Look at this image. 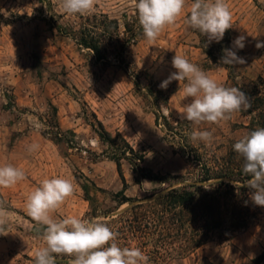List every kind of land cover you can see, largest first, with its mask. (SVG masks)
I'll use <instances>...</instances> for the list:
<instances>
[{
    "label": "rangeland",
    "instance_id": "rangeland-1",
    "mask_svg": "<svg viewBox=\"0 0 264 264\" xmlns=\"http://www.w3.org/2000/svg\"><path fill=\"white\" fill-rule=\"evenodd\" d=\"M191 2L188 0L189 5ZM226 3L233 27L221 41L209 43L206 36L191 29L185 23L186 7L155 45L145 37L127 45L121 63L114 56L116 42L109 37L102 41L107 59L98 61L93 51L63 32L74 34L88 18L94 21L97 15L99 21L106 17L117 20L121 39H127L128 24L135 30L140 28L132 0H97L94 11L86 15L63 13L60 0H0V165L11 164L25 172L24 180L11 188H0V200L6 202L10 214L9 233L0 235V264H33L35 250L43 246L25 203L27 195L45 178L62 176L75 186L74 194L53 213L54 218L77 215L89 219L92 203L84 190L86 178L100 188L92 185V195L103 210L118 207L114 195L125 184L111 158L114 147L101 136L105 132L117 146L128 145L137 157L144 155L142 167L168 176L187 174L200 163L195 158L213 163L251 131L261 109L249 107L218 124L196 126L180 120L177 113L191 100L182 99L180 82L173 80L166 89L159 86L176 71L171 61L178 53L225 87L240 88L255 103L260 98L264 101V47H256L257 42H264V0ZM103 30L101 24L96 29L99 34ZM239 35L246 37L245 47L234 50L245 62L222 65L223 49L232 48ZM53 105L65 132L63 143L49 134ZM199 130L210 131L211 140L193 142L190 134ZM32 143L39 148L30 153L27 149ZM122 170L130 198L150 197L169 186V182L141 178L125 158ZM261 208L258 219L248 228L216 231L193 252L183 251L180 242L168 237L164 240L155 230L145 243L132 239L126 247L142 249L150 258L149 264H257L255 260L264 253Z\"/></svg>",
    "mask_w": 264,
    "mask_h": 264
},
{
    "label": "clouds",
    "instance_id": "clouds-1",
    "mask_svg": "<svg viewBox=\"0 0 264 264\" xmlns=\"http://www.w3.org/2000/svg\"><path fill=\"white\" fill-rule=\"evenodd\" d=\"M96 3L97 0H60V8L68 15H86L94 11ZM132 5L143 35L151 45H155L167 26L177 22L186 7L185 23L206 36L209 43L221 41L226 30L233 27L226 0H192L190 5L188 0H132ZM245 40L244 35L237 36L232 48L223 49L220 63L243 64L244 58L234 49H243ZM256 47H264V42H257ZM171 63L176 71L159 86L166 89L171 81H179L182 99L191 98L177 109L180 120L196 126L218 124L230 119L233 113L250 107L249 97L240 88L218 83L185 56L176 53ZM211 138L212 133L207 130L190 134L193 142H208ZM38 148V144L32 143L27 150L31 153ZM233 150L243 158L242 171L249 177L240 187L249 189L253 204L264 207V127L251 130L236 140ZM24 179L23 169L11 164L0 165V188H11ZM74 191L70 179L54 176L40 181L27 195L26 214L36 225L43 226L38 229L43 246L35 250L33 264H57L59 256L71 257L69 264H149V256L139 247H121L116 242L118 233L102 218L85 219L77 215L54 218L53 213ZM9 219L6 202L0 200V235L9 233L6 230Z\"/></svg>",
    "mask_w": 264,
    "mask_h": 264
},
{
    "label": "trees",
    "instance_id": "trees-1",
    "mask_svg": "<svg viewBox=\"0 0 264 264\" xmlns=\"http://www.w3.org/2000/svg\"><path fill=\"white\" fill-rule=\"evenodd\" d=\"M98 19L97 15L94 21L88 18V22L80 30L74 31V34L65 31L63 33L73 35L81 47L93 51L98 61L107 59L108 50L103 47L102 41L105 37H109L116 42L114 56L124 63V51L127 45L136 43L139 38L144 37L141 27L135 30L134 26L128 24L126 31L129 37L122 40L117 20L108 17L101 21ZM100 24L104 27L102 34L96 31ZM157 100L159 101V98ZM257 101L258 103H255L249 98L250 109L253 111L261 109L252 123L251 130L264 127V108H261L264 101L261 98ZM52 108V118L50 122L48 121L52 130L49 134L56 142L63 143L66 137L59 121L58 109L54 105ZM163 117L167 119L166 116ZM157 121L159 122V117ZM167 123L170 125V122ZM101 136L114 147L111 158L116 161L125 186L122 191L114 195L118 207L115 210H103L99 200L92 195V185L99 191L100 188L86 178L88 182L84 184V190L92 203L88 216L89 219L99 217L108 222L109 226L118 233L116 242L121 247H126V242L132 239L145 243L152 238L155 230L164 240L165 237L175 239L181 243L183 251L193 252L202 247L216 231L229 228L231 232H236L248 228L258 219L262 208L252 203L249 189L240 187V184L249 177H246L242 171L243 158L233 148L227 155L216 158L213 163L201 162L195 158V162L200 163L194 165L187 174L163 176L142 167L144 155L137 157L135 150L128 145L117 146L108 132ZM122 141L125 142L124 139ZM131 154L132 156H129ZM192 157L195 155L192 154ZM123 158L130 161L134 171L141 178L161 183L169 182V186L163 192L143 199L128 197L127 181L122 170ZM125 204L129 206L120 210ZM42 228L43 226L35 224L34 233L41 235L38 229ZM70 259L67 256L57 257V264H67ZM255 261L257 264L264 263V253Z\"/></svg>",
    "mask_w": 264,
    "mask_h": 264
}]
</instances>
